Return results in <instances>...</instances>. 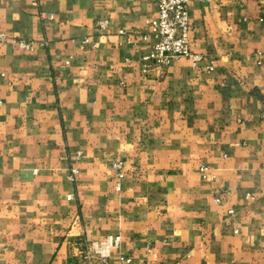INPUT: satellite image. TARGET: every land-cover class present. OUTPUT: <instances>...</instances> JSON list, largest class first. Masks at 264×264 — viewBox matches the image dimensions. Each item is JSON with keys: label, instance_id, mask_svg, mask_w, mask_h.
I'll list each match as a JSON object with an SVG mask.
<instances>
[{"label": "crops", "instance_id": "0c3cea01", "mask_svg": "<svg viewBox=\"0 0 264 264\" xmlns=\"http://www.w3.org/2000/svg\"><path fill=\"white\" fill-rule=\"evenodd\" d=\"M190 13L147 72L157 0H0V264H264V0Z\"/></svg>", "mask_w": 264, "mask_h": 264}, {"label": "built area", "instance_id": "2783aa9c", "mask_svg": "<svg viewBox=\"0 0 264 264\" xmlns=\"http://www.w3.org/2000/svg\"><path fill=\"white\" fill-rule=\"evenodd\" d=\"M157 2L158 15L149 21V34L155 38V42L152 52L148 56L150 61L146 65L145 71H149L153 62L169 63L180 57H187L191 59L194 65H198L204 59V56L195 53L191 48L190 35L193 30L190 13L191 0H157ZM108 23V20H103L100 25L107 27ZM6 38L5 33L0 34V40L4 41ZM20 44L28 50H34L37 46V43L33 41H20ZM43 45L44 43H40V46ZM2 103L3 100L0 98V104ZM125 164L122 159H118L112 164L119 180H122L126 175ZM207 170L208 167H202L204 177H207ZM77 172L78 169L74 167L72 179H75ZM120 187L119 182L118 189ZM122 241L121 235L113 234L99 239H85L80 255L81 264H112L110 262L111 253L114 249L121 247ZM131 262V257L121 255L114 264H131Z\"/></svg>", "mask_w": 264, "mask_h": 264}]
</instances>
